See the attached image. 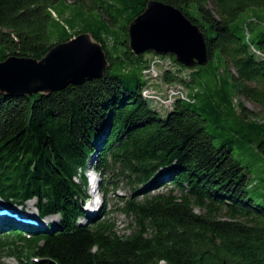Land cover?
<instances>
[{"label": "trees", "instance_id": "obj_1", "mask_svg": "<svg viewBox=\"0 0 264 264\" xmlns=\"http://www.w3.org/2000/svg\"><path fill=\"white\" fill-rule=\"evenodd\" d=\"M148 1L0 0V61L40 59L88 32L108 62L103 76L48 94L0 93V198L9 206L34 199L39 218L59 219L0 224V252L18 264H264V205L248 197L235 140L215 145L207 131L232 117L238 138L256 139L264 155V0H156L198 25L207 65L214 62L182 76L186 68L169 55L179 69L161 81L180 85L189 100L175 99L164 118L142 94L151 88L148 60L128 47L127 25ZM62 2L91 12L96 24L69 34L55 11ZM94 154L104 202L90 216L84 169ZM122 181L130 193L117 195L115 209L130 222L119 234L106 195ZM158 186L166 189L150 191Z\"/></svg>", "mask_w": 264, "mask_h": 264}, {"label": "water", "instance_id": "obj_2", "mask_svg": "<svg viewBox=\"0 0 264 264\" xmlns=\"http://www.w3.org/2000/svg\"><path fill=\"white\" fill-rule=\"evenodd\" d=\"M127 38L136 56L171 55L187 68L208 62L205 33L182 10L156 0H149L128 23ZM107 66L101 43L82 32L54 44L40 59L8 56L0 61V93L10 97L48 94L99 78Z\"/></svg>", "mask_w": 264, "mask_h": 264}, {"label": "rangeland", "instance_id": "obj_3", "mask_svg": "<svg viewBox=\"0 0 264 264\" xmlns=\"http://www.w3.org/2000/svg\"><path fill=\"white\" fill-rule=\"evenodd\" d=\"M55 11L57 13V20L68 26L69 34L72 33L74 29L75 30L81 29L90 23L96 24L95 20L98 18L95 15H93L91 12L83 10V8L79 5H73L64 2L56 5ZM247 14H248L247 12L242 13L238 20L246 18ZM93 16H95L94 17L95 20H93ZM59 38L60 37L57 34L52 35V41H57ZM108 44H110V42H108ZM143 55H144L143 58L145 60H148L149 64L153 60H159V63H156L154 67L156 71L155 74L157 75L153 76L154 72L149 71L148 73H146V77L149 78L148 83L151 85L150 89L156 90L155 88H159L162 90L165 87V84L162 83L160 75L165 70L168 69L171 71H177L179 69L178 66L174 63V61L171 59L169 55L158 56L149 52H146ZM213 63L214 62H211L208 65L206 64L203 66L206 67L208 70H210L211 69L210 65H212ZM194 67H190V68L185 67L186 69H183L182 72H178V75L182 74V76L183 75L189 76L191 69ZM171 85L181 87L178 84H171ZM182 89L185 91L184 88ZM244 103L249 110L259 112L260 115L263 114V112L259 111V109L252 103L246 100H244ZM151 105L163 118L166 117V115L170 110V108H166L162 105H159L158 103H151ZM239 126L240 125L237 123V121L234 118L230 117L228 120L224 119L218 123L207 125V131L215 137L213 139L215 145H219L227 137H232L235 140L232 147L233 156L236 159H238L242 163V165L246 167V169L248 170V176H249V187L247 190L248 197L253 199L255 203L264 205V155L261 154L257 149L256 139H254L253 141H249L238 138L239 134L237 132V129L239 128ZM95 160H96V155L94 154L88 160L87 166L84 169L87 176V181L89 180L88 182L91 183L90 185L86 186V192L92 199L91 204L90 203L87 204L89 205V207L88 210L86 211L87 214H89L90 216L96 214L100 210L104 202L102 193L99 190L101 176L93 170V165L95 163ZM164 182L168 186H170L167 183L166 178H164ZM158 184L160 183H157V185ZM165 189L166 187L163 186L160 187L158 186L157 188L150 187V191L152 193L157 191H162ZM129 193H130L129 186L122 181L119 182L116 192L109 190L106 195L107 198L106 209L107 210L110 209L112 211L109 214V217H111V219L115 221V226L119 234H124L129 232L127 226L130 222V218L124 215L123 212L115 209L117 206H119L118 204L119 199L117 198V195L126 196ZM34 203H35L34 199L27 200L24 208L20 209L21 211L20 216L24 217L26 215L32 217L34 220L37 219L36 214L34 213L35 209L33 208L35 206ZM27 206L33 208L32 210L34 214L28 212L30 207ZM58 220L59 219L57 216L44 217L43 221H41V225L45 226L48 223H52V222L54 223ZM28 222L31 223L30 221ZM80 222L84 223L85 219L81 218ZM21 223H23V220ZM1 234H4L2 230H0V235ZM0 264H18V262L13 258L8 257L5 253L0 252Z\"/></svg>", "mask_w": 264, "mask_h": 264}, {"label": "built area", "instance_id": "obj_4", "mask_svg": "<svg viewBox=\"0 0 264 264\" xmlns=\"http://www.w3.org/2000/svg\"><path fill=\"white\" fill-rule=\"evenodd\" d=\"M159 63V60H153L150 62L148 69L144 71V73H148L149 71H153L154 75L156 76L157 74L154 67L155 64ZM143 96L146 98H149L154 101V103H158L159 105H162L166 108H170L175 101V99H183V100H189V96L186 91L182 89V87H177L174 85H166L165 87L158 91L150 88H145L142 92Z\"/></svg>", "mask_w": 264, "mask_h": 264}, {"label": "bare ground", "instance_id": "obj_5", "mask_svg": "<svg viewBox=\"0 0 264 264\" xmlns=\"http://www.w3.org/2000/svg\"><path fill=\"white\" fill-rule=\"evenodd\" d=\"M34 208V207H33ZM28 212H31L32 213V211H31V208L29 209V211ZM17 224H22L21 222H19V221H17L16 222Z\"/></svg>", "mask_w": 264, "mask_h": 264}]
</instances>
